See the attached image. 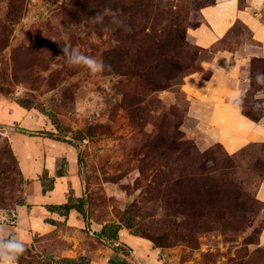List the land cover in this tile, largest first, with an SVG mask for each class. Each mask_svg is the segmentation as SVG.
I'll return each mask as SVG.
<instances>
[{
  "label": "rangeland",
  "instance_id": "1",
  "mask_svg": "<svg viewBox=\"0 0 264 264\" xmlns=\"http://www.w3.org/2000/svg\"><path fill=\"white\" fill-rule=\"evenodd\" d=\"M210 2L0 0V227L23 239L17 264L131 263L132 250L100 236L105 225L145 240L159 264H264V144L228 154L217 124L200 127L182 90L186 77L210 75L202 62L213 51L183 38ZM63 47L109 70L69 66ZM255 68L239 99L250 118L264 114L253 97V87L264 89V63ZM13 145L44 158L51 175L71 177L82 196L81 240L63 238L61 226L38 237L48 220L42 204L20 205L39 178L46 188L53 181L25 178ZM93 239L105 248L88 256Z\"/></svg>",
  "mask_w": 264,
  "mask_h": 264
},
{
  "label": "crops",
  "instance_id": "2",
  "mask_svg": "<svg viewBox=\"0 0 264 264\" xmlns=\"http://www.w3.org/2000/svg\"><path fill=\"white\" fill-rule=\"evenodd\" d=\"M198 13L200 22L193 28H186L185 39L199 49L213 53H210L208 60L202 62L203 69L210 74L209 78L200 77L197 73L185 78L186 82L182 90L192 100L188 113L197 114L195 119L200 127H207L208 124L211 126V123L214 126L217 124L220 142L228 154H234L248 145L264 144V114L255 119L249 118L244 114L239 102L258 77L256 63H264V0H212L202 6ZM236 26H240L241 29L236 31ZM221 44L223 47L219 48ZM253 89H256L253 97L258 100V107L264 112V89L261 87H253ZM202 105H205V108L199 112V107L203 108ZM203 120L207 123L203 124ZM18 139L20 142L21 139L19 137ZM13 150L20 171L27 176L25 178L35 179L41 176L42 172L47 177L51 176L48 178L53 181L52 189L43 194L42 181L39 178V183L34 184L35 192L33 190L26 192L25 204L21 206L33 211L41 207L38 205L39 207L33 208V204L36 203L34 200L38 201L37 204H42L39 210H42V216L48 220L42 222L40 226L42 232L39 231L38 237H44L61 226L65 234L63 238L69 240L70 234H78L75 238L81 240L85 236L83 232L85 223L80 214L71 210L64 216L47 209L48 206L63 205L67 202L69 195L65 194L63 180H66L65 184L69 190L75 189L72 195L74 198L82 197L75 185H69L68 181L71 177L58 173L51 175L44 164V158L35 159V153L31 155L25 151L20 153L14 145ZM258 194L260 200L264 202V185L259 188ZM71 222L77 225L76 229H73ZM93 230L98 232L99 229ZM54 234L58 232L52 233V236ZM94 240L91 243V240L89 241L92 250L87 253L88 256L99 253L105 248L98 244L99 240L97 247ZM113 243L116 246L123 244L132 250L130 256L137 264H159L155 261L156 251L151 250L149 244L147 245L140 237L120 230L117 241ZM109 252L110 250L106 254ZM149 257L153 258L154 263L144 261ZM123 258L124 256L114 260L122 261ZM89 263L94 264L92 261Z\"/></svg>",
  "mask_w": 264,
  "mask_h": 264
},
{
  "label": "clouds",
  "instance_id": "3",
  "mask_svg": "<svg viewBox=\"0 0 264 264\" xmlns=\"http://www.w3.org/2000/svg\"><path fill=\"white\" fill-rule=\"evenodd\" d=\"M63 57L69 66H83L89 73L96 75L109 70L102 59L85 55L79 48H62ZM26 251L21 236L4 231L0 227V264H17Z\"/></svg>",
  "mask_w": 264,
  "mask_h": 264
},
{
  "label": "trees",
  "instance_id": "4",
  "mask_svg": "<svg viewBox=\"0 0 264 264\" xmlns=\"http://www.w3.org/2000/svg\"><path fill=\"white\" fill-rule=\"evenodd\" d=\"M186 31V29H185ZM185 31L183 33V38H185ZM174 45V44H173ZM180 69L179 66L174 65L173 66V72L175 73L176 71H178ZM174 73L171 74L172 76H174ZM263 76V73L260 75ZM262 78V77H261ZM245 114V113H244ZM250 118V117H249ZM255 119V118H252ZM46 173V172H45ZM59 175V174H58ZM52 183V181H51ZM52 189V185L50 184L48 188L45 187V185H43L42 183V193L45 194L48 190ZM82 202V199H77V198H73V197H69L67 202L63 205H53V206H48L47 209L51 212H56L59 213L60 215H67L69 213V211L74 210L76 211L78 214H80L82 217H84L83 211L81 209L80 203ZM25 203L21 204L20 206L24 205ZM110 229V231H109ZM120 231L118 226L115 225H109V226H103L101 231H100V236L102 238L107 239L108 241L114 242L117 241V237H118V232ZM134 235V234H132ZM131 258V257H129ZM83 259V258H82ZM67 260L70 263H74L72 262V259H64ZM131 260V259H130ZM112 264H135V261L131 260V263H129L126 260L120 261V262H114L111 261Z\"/></svg>",
  "mask_w": 264,
  "mask_h": 264
}]
</instances>
